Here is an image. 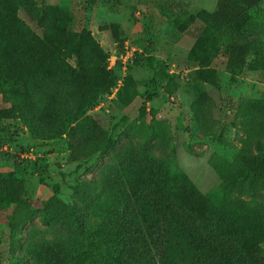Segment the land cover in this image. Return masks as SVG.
<instances>
[{
	"label": "rangeland",
	"instance_id": "rangeland-1",
	"mask_svg": "<svg viewBox=\"0 0 264 264\" xmlns=\"http://www.w3.org/2000/svg\"><path fill=\"white\" fill-rule=\"evenodd\" d=\"M217 1L0 0L8 62L0 75V179L22 180L27 200L18 210L0 195V264L68 260L84 240L73 231L100 222L98 211L119 194L142 179L176 186L174 177L198 195L221 197L233 227L255 232L264 250L261 177L240 160L264 155V0L246 25L257 44L235 71L215 29L198 18ZM79 34L99 53L87 54L91 67L77 77L80 91L98 94L85 117L101 147L85 158L67 135L35 139L10 112L26 74L18 58L40 67L57 56L75 67L68 44ZM128 78L134 97L120 105ZM221 170L240 178V190L222 188Z\"/></svg>",
	"mask_w": 264,
	"mask_h": 264
},
{
	"label": "trees",
	"instance_id": "trees-1",
	"mask_svg": "<svg viewBox=\"0 0 264 264\" xmlns=\"http://www.w3.org/2000/svg\"><path fill=\"white\" fill-rule=\"evenodd\" d=\"M259 1L218 0L214 11L198 14L218 34L232 71L245 64L251 48L257 44L248 38L246 25L249 11ZM76 38L80 40L68 44L75 67L57 56L40 67L34 66V60L18 58L26 74L20 83L22 90L17 95V104L10 112L16 114L35 139L48 141L67 135L73 153L85 158L101 147L95 133L88 132L91 122L85 117L98 94L86 88L80 91L77 77L88 73L91 67L87 54L99 53L91 39H83L82 34ZM260 44L264 46L263 42ZM6 65L8 62L0 53V75ZM131 83L128 78L120 105L133 99ZM70 124L75 125L68 131ZM148 156L154 158L153 154ZM240 160L261 177L264 189V155L240 154ZM220 179L222 188L233 191L241 188L240 178L230 173L221 170ZM173 180L178 185L162 178L142 179L131 186L127 195L119 194L110 209L104 206L98 211L100 222L86 230L73 231L75 239L83 233V243L70 259L56 264H264L261 238L255 232L233 227L220 204L221 197L198 195L187 180L180 181L177 177ZM22 194V180L13 176L0 179V195L12 197L15 209H25L27 200Z\"/></svg>",
	"mask_w": 264,
	"mask_h": 264
},
{
	"label": "built area",
	"instance_id": "built-area-1",
	"mask_svg": "<svg viewBox=\"0 0 264 264\" xmlns=\"http://www.w3.org/2000/svg\"><path fill=\"white\" fill-rule=\"evenodd\" d=\"M128 51H129V50H128ZM128 51H127V52H128ZM127 52H126V54H125L124 57H120L121 60H125V59H126V56L128 55Z\"/></svg>",
	"mask_w": 264,
	"mask_h": 264
}]
</instances>
